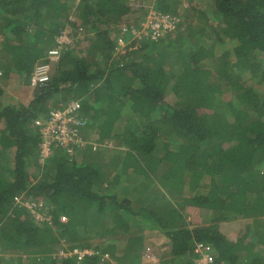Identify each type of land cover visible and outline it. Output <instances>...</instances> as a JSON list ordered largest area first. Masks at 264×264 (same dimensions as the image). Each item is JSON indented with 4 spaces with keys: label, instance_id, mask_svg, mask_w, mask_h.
I'll return each instance as SVG.
<instances>
[{
    "label": "trees",
    "instance_id": "16d2710c",
    "mask_svg": "<svg viewBox=\"0 0 264 264\" xmlns=\"http://www.w3.org/2000/svg\"><path fill=\"white\" fill-rule=\"evenodd\" d=\"M130 1L0 0L6 80L75 40L29 103L3 104L0 83V264H141L147 228L170 241L162 264H197L206 245L211 264H264V0H155L177 18L157 41L121 33L148 14ZM70 101L86 137L122 148L111 174L92 147L39 162L36 121Z\"/></svg>",
    "mask_w": 264,
    "mask_h": 264
},
{
    "label": "built area",
    "instance_id": "2783aa9c",
    "mask_svg": "<svg viewBox=\"0 0 264 264\" xmlns=\"http://www.w3.org/2000/svg\"><path fill=\"white\" fill-rule=\"evenodd\" d=\"M132 10L140 11L144 6L139 3H130ZM148 14L140 23V27L134 25L127 27L128 24L121 26L123 35L130 34L133 39L143 40L150 37L154 41L159 38L166 37L169 33H173L177 28V18L171 15L162 14L155 10L154 7H148ZM75 40L68 32H62L55 40V46L48 51L47 63L38 64L33 75L30 78V84L36 88L46 82L52 74V68L59 62L61 55L69 47L74 45ZM133 40L120 38L118 40L117 51L121 53L127 45ZM1 75V72H0ZM87 119L81 114L80 104L76 101H70L66 105H61L50 111L47 119H38L36 125L39 126L42 141L39 149L40 163L44 164L54 153L55 150H63L72 156L75 151L84 150L92 147L93 151L101 148H113V143L109 141L99 142L98 140L87 138L84 131L87 127ZM39 215H37L38 217ZM209 245L200 246V259L197 264H211L214 262L213 253ZM87 252L75 250L73 252H65L61 250L59 257L78 255L82 259Z\"/></svg>",
    "mask_w": 264,
    "mask_h": 264
},
{
    "label": "rangeland",
    "instance_id": "374dc122",
    "mask_svg": "<svg viewBox=\"0 0 264 264\" xmlns=\"http://www.w3.org/2000/svg\"><path fill=\"white\" fill-rule=\"evenodd\" d=\"M207 1L208 0H206V2ZM136 2L139 3V4H142V6H144L143 9L148 10L147 9L148 7H151V6L154 7L155 0H131L130 1V3H136ZM197 2H200V1L199 0H195V3H197ZM182 3L185 6L189 5V1H187V0H182ZM141 13L142 12H138V14L132 15L131 19L136 21L140 17ZM125 20H126V18H125ZM136 27H138V26H136ZM136 48L137 47H135L133 49H136ZM126 51H127V48L122 50L121 54H125ZM1 77L2 76H0V83L4 86L5 90L7 91V93L5 94L4 98L2 99L3 100L2 101L3 104L5 103L6 105H9L11 103H14V102H12L11 98H15L19 102L24 101L25 104L29 103V101L33 97V91H34V87H32L31 84L28 87H27V85L22 87V84H23V82H22L23 80L22 79L19 80V79H16V78L14 79V77H12L11 79L6 80V78H4V77L1 78ZM29 82L27 81V83H29ZM29 87L31 89H29ZM21 99H24V100H21ZM89 128H90V126H89ZM89 128L87 127V130ZM89 131H90V129L88 130V132ZM89 136H90V138H92L94 140H98L97 133L90 132ZM109 141H112V143L114 144L113 148H111L110 150L107 149L105 151L98 150L97 151L98 153H93V152L92 153H88V155H92L91 158H88V159H89V161H94L96 163H101V167H105V170H106V168H108L109 172H110V171L113 170L112 164L114 162V160L111 159V151H112V155H114L115 153H118V151H122V148L120 146H118V143H116L114 140H109ZM76 154L77 155L79 154L78 151H75L72 156H74V155L76 156ZM88 155H87V157H88ZM100 155H102V158H100V160L98 161V157ZM82 159H83V157L81 155H78V160L82 161ZM38 160L40 162V159H38ZM117 172L120 175H122V177L125 179L126 175H125V173H123V169L121 171H117ZM110 174H111V172H110ZM128 174L130 175L129 177H130V179L132 181H134V180L137 181L141 177V176L136 175L135 173H132L131 171H128ZM110 176L112 177V175H110ZM127 183L128 182H126L124 180V184L127 185ZM106 187H107V184H105L104 188H106ZM19 201L21 203V198L20 197H19ZM35 213H37V212L35 211ZM37 215H39V214L37 213ZM145 234H146L145 242H144L145 246H144V250L142 252L143 254L141 253V255L145 256L149 260H153V261L156 260V256L155 255L157 254V253H153V254L149 253L150 249H154L155 248L154 251H156L157 249L168 250V249L171 248V244H170L169 240H167L163 235H161V233L158 231V229L147 228V231L145 232ZM122 256H120V257H122ZM120 262L121 263H117L116 261H113L112 264H123L122 261H120Z\"/></svg>",
    "mask_w": 264,
    "mask_h": 264
},
{
    "label": "crops",
    "instance_id": "0c3cea01",
    "mask_svg": "<svg viewBox=\"0 0 264 264\" xmlns=\"http://www.w3.org/2000/svg\"><path fill=\"white\" fill-rule=\"evenodd\" d=\"M19 80H21V78L19 79ZM22 82H23V84H22V87H24V86H26L27 85V87L30 85V84H27V83H25V81H24V79L22 78ZM27 82V81H26ZM29 89H31L30 87H29ZM11 99H13V98H11ZM106 149H103V150H100V151H105ZM63 221H64V219H62ZM241 222H246V219H242V220H238V221H231L230 223L233 225V226H236V225H238L239 223H241ZM165 237V236H164ZM167 239V238H166ZM168 240V239H167ZM170 242V241H169ZM155 249V248H154ZM154 249H150L149 250V253H151V254H153V253H157L155 256H156V260H149L148 258H146L145 256H141V260H140V262H141V264H162L163 263V261L164 260H168V258L169 257H165L164 256V254L165 253H168V252H171L172 251V249L170 248V249H168V250H160V249H157L156 251H154ZM143 254V253H142ZM213 256H214V253H213ZM200 258V256H198V257H196V259H199ZM195 262V261H194Z\"/></svg>",
    "mask_w": 264,
    "mask_h": 264
},
{
    "label": "clouds",
    "instance_id": "9594fccd",
    "mask_svg": "<svg viewBox=\"0 0 264 264\" xmlns=\"http://www.w3.org/2000/svg\"><path fill=\"white\" fill-rule=\"evenodd\" d=\"M87 122H88V121H87ZM88 123H89V122H88ZM88 125H89V124H87V127H88ZM87 127H86V129H87ZM86 129H85V130H86ZM84 134H85V131H84ZM87 138H90V136H89V137H87ZM90 139H92V138H90ZM108 141H109V140H108ZM109 142H112V141H109ZM104 149H106V150H107V149H109V148H104ZM78 152H79V151H78Z\"/></svg>",
    "mask_w": 264,
    "mask_h": 264
}]
</instances>
